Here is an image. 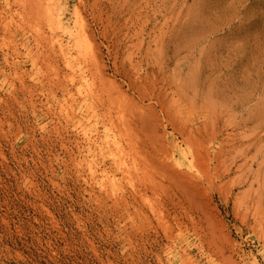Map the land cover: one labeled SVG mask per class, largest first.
Listing matches in <instances>:
<instances>
[{"label": "rangeland", "instance_id": "374dc122", "mask_svg": "<svg viewBox=\"0 0 264 264\" xmlns=\"http://www.w3.org/2000/svg\"><path fill=\"white\" fill-rule=\"evenodd\" d=\"M0 264H264V0H0Z\"/></svg>", "mask_w": 264, "mask_h": 264}, {"label": "bare ground", "instance_id": "6f19581e", "mask_svg": "<svg viewBox=\"0 0 264 264\" xmlns=\"http://www.w3.org/2000/svg\"><path fill=\"white\" fill-rule=\"evenodd\" d=\"M64 60H65V59H64ZM67 60H68V59H67ZM68 62H69V61H66L67 64H68ZM180 186H182V185H180ZM195 187H196V186H195ZM181 188H182V189H180L179 187H177V189H180L182 192H183V191H186V190L188 191L187 188H183V187H181ZM178 191H179V190H178ZM191 191H192V190H191ZM194 191H195V190H193L192 192L194 193ZM184 193H186V192H184ZM188 193H189V192H188ZM180 195L183 196L182 193H180ZM187 196H188V194H187L185 197H187ZM188 197H189V196H188Z\"/></svg>", "mask_w": 264, "mask_h": 264}]
</instances>
